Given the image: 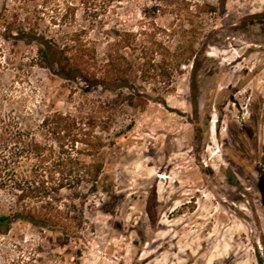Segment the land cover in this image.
<instances>
[{
	"label": "rangeland",
	"instance_id": "374dc122",
	"mask_svg": "<svg viewBox=\"0 0 264 264\" xmlns=\"http://www.w3.org/2000/svg\"><path fill=\"white\" fill-rule=\"evenodd\" d=\"M56 1L72 3L74 17L53 25L48 7L34 13L40 30L61 40L62 28L85 29L99 61L120 30L193 56L174 71L170 92L133 73L134 88L157 99L140 102L131 90L37 66L34 44L0 26V116L28 118L44 141L42 116L70 113L103 144L85 158L102 162L97 191L59 192L76 233L61 244L58 232L13 220L0 233V264H264V0H91L107 5L99 17L78 0ZM25 9L0 0L6 22L20 24ZM11 205L0 191V214Z\"/></svg>",
	"mask_w": 264,
	"mask_h": 264
},
{
	"label": "trees",
	"instance_id": "16d2710c",
	"mask_svg": "<svg viewBox=\"0 0 264 264\" xmlns=\"http://www.w3.org/2000/svg\"><path fill=\"white\" fill-rule=\"evenodd\" d=\"M78 1L84 12L94 17L103 15L107 7L105 3L92 6L91 0ZM13 2L25 9V0ZM48 7L56 11L49 20L53 25L66 26L68 15L72 18L75 15V6L70 2L62 6L56 0H40L36 12L25 9L20 24L0 18V26L4 34L12 36L15 31L16 38L32 42L37 66L51 69L61 78L100 86L110 92L128 89L140 102L157 100L148 92L134 88L132 74L138 73L144 82H161L162 89L170 92L174 71L193 56L173 53L161 42L152 41L145 46L137 41L136 31L120 30L107 44L99 61L85 29L62 28L61 40L40 30L34 13H43ZM147 29L154 35L157 28L151 22V28ZM128 53L134 56L130 58ZM25 118L14 114L0 116V191L12 199L10 210L0 214V233H6L13 220H21L38 229L58 232L57 239L63 244L76 233L80 222L69 215V207L59 204V192L68 189L81 194L82 188L90 193L97 191L102 162H87L85 158L96 155L103 144L100 138L92 142L90 131L70 113L53 111L42 116L37 127L46 136L44 141L34 138L33 127Z\"/></svg>",
	"mask_w": 264,
	"mask_h": 264
},
{
	"label": "water",
	"instance_id": "95a60500",
	"mask_svg": "<svg viewBox=\"0 0 264 264\" xmlns=\"http://www.w3.org/2000/svg\"><path fill=\"white\" fill-rule=\"evenodd\" d=\"M258 190L261 194V200L264 205V174H261L259 176L258 182H257Z\"/></svg>",
	"mask_w": 264,
	"mask_h": 264
}]
</instances>
